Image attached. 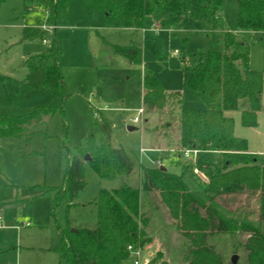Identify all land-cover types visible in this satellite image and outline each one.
Returning a JSON list of instances; mask_svg holds the SVG:
<instances>
[{"label":"rangeland","instance_id":"374dc122","mask_svg":"<svg viewBox=\"0 0 264 264\" xmlns=\"http://www.w3.org/2000/svg\"><path fill=\"white\" fill-rule=\"evenodd\" d=\"M186 1L190 12L181 17L178 26L170 23L175 15L167 19L148 17L143 25L148 30L144 36L141 30L124 29L111 22L103 12L92 10L86 0H68L61 9V28L55 39L53 32H47L48 43L26 37L29 29L46 19L51 21L45 3L33 1L29 7L25 0L3 3L0 116L21 117L41 107L58 109L40 124L28 125L23 137L0 139V202L10 203L4 224L15 227L13 233L19 235V264H61V231L67 227L96 229L100 191L118 190L124 185L140 189L142 167H163L183 176L194 195L210 201L212 194L199 182L196 170L199 165L210 164L219 172L220 156L199 154L195 161L184 155L179 157L184 150L180 143L182 110L205 109L198 94L186 86L185 78L209 50H224L226 31L240 34V39L250 47V68L264 73V39L261 34L238 32L236 0H220L218 30L197 19L200 0ZM154 22L160 29L158 34L151 31ZM53 41L62 72L59 95L45 86L49 63L45 57L51 55L49 47ZM115 46L141 49L142 64H130L126 58L115 56ZM145 66L155 72L167 93L181 94L180 105L173 103L164 111L150 110L144 105ZM140 109L144 110L143 116L139 123H134ZM229 115L235 120L236 136L247 139L252 152L259 153L264 164V113L260 114L257 129L242 126V109ZM102 116L112 124V146L131 156L134 171L113 181L102 180L84 159L87 188L71 201L68 194H60L68 169V153L77 155L90 133L96 134L99 141ZM142 148L145 152H141ZM260 199L259 191L244 192L218 196L213 205L226 218L260 227L264 233ZM140 212L147 220L145 231L151 242L144 249L134 250L140 256L133 257L131 253L129 264L135 260L139 264H188L191 244L179 230L159 191L141 193ZM200 212L206 215L205 211ZM24 224L31 227L25 228ZM248 239L249 234L242 232L234 236L216 233L207 242L224 264H235V257L237 264H248L244 247Z\"/></svg>","mask_w":264,"mask_h":264},{"label":"trees","instance_id":"16d2710c","mask_svg":"<svg viewBox=\"0 0 264 264\" xmlns=\"http://www.w3.org/2000/svg\"><path fill=\"white\" fill-rule=\"evenodd\" d=\"M6 0H0V9ZM45 3L53 23L57 24L61 9L68 0H25ZM197 19L218 30L222 2L200 0ZM92 10L103 12L105 18L122 28H142L148 17L167 19L175 15L172 26L180 24L188 15L190 6L186 0H86ZM238 13L236 24L239 33L261 34L264 39V0H236ZM30 39L47 41V31L40 29L26 32ZM46 37V38H45ZM223 51L209 50L200 64L190 71L185 84L198 94L205 104L203 110H182L180 118V143L184 150L197 149L202 153L220 156L219 172L210 164L199 165L198 170L208 181L212 194L207 202L190 192L183 176L161 168H143L140 189L124 185L118 190L100 191L97 199V227L90 229H63V241L59 248L61 264H129L132 250L144 249L151 242L145 227L147 220L140 212L141 193L159 191L164 202L178 222V228L191 244L188 264H224L221 256L208 245L209 236L216 233L249 234L244 245L248 264H264V233L260 227L226 218L213 202L218 196L261 192V220L264 221V164L259 155L249 152L248 141L235 135V120L229 114L242 109L241 124L245 128H257L259 114L264 112L262 96L264 74L250 68V49L240 39V34L224 32ZM52 53L44 56L49 63L45 86L48 91L60 94L63 86L59 56L52 42ZM113 54L142 64V50L137 47H113ZM45 59V60H46ZM239 63L242 67H239ZM145 90L144 105L150 110L164 111L183 98L180 93H167L155 72L145 66L143 72ZM171 103L169 104V102ZM58 109L41 107L21 117L0 116V139L21 138L26 127L40 124L45 117L54 116ZM93 112V109H91ZM95 113V111H94ZM100 139L90 133L86 142L78 148V154L68 153V169L60 194H68L71 201L87 188L85 162L91 165L100 179L113 181L129 176L134 162L124 149L112 146V124L101 120ZM89 157L90 160L84 159ZM200 210L205 211V216ZM132 248V250L130 249Z\"/></svg>","mask_w":264,"mask_h":264},{"label":"crops","instance_id":"0c3cea01","mask_svg":"<svg viewBox=\"0 0 264 264\" xmlns=\"http://www.w3.org/2000/svg\"><path fill=\"white\" fill-rule=\"evenodd\" d=\"M48 16H49V19L51 18V15H50V13H48ZM51 21H52V18L50 19ZM51 21H48L47 19L45 20V22H43V24H41V25H39V26H37L36 28L35 27H33V28H31V30H36V29H40V30H43V27L44 26H46V25H54V26H57V29L52 33V37H54V39H55V34H56V32H57V30H59L60 28H61V26L60 25H58V22H57V24H55V23H50ZM124 29H129V30H141L142 31V33H143V35L145 36L146 35V33L148 32V30H146L145 28H144V26L142 27V28H124ZM156 29H158V30H156ZM159 27L157 26V24L154 22V26H153V28L151 29V31L152 32H154V33H156V34H158L159 33ZM44 31V30H43ZM150 31V30H149ZM246 34H248V33H246ZM249 35L250 36H253L254 35V33H249ZM52 40H53V38H52ZM44 43H48V40L46 41V42H44ZM51 47H49V49H50ZM249 49H250V47H249ZM250 62H251V58H250ZM131 64V63H130ZM251 66V65H250ZM144 70H145V67H143V72H144ZM262 72V71H261ZM264 74V73H263ZM143 88H144V86H143ZM144 94H145V90H143V99H144ZM144 102V101H143ZM262 103H263V105H264V92H263V96H262ZM99 107H101L102 108V106H99ZM97 108V107H96ZM141 110V109H140ZM144 111V110H143ZM262 113H264V112H261L260 114H262ZM260 114H259V122H260ZM259 126H260V123H259V125H258V127L257 128H259ZM257 128H249V129H257ZM129 130L130 131H132L133 130V128L132 127H129ZM235 135H236V132H235ZM238 137V136H237ZM240 138V137H239ZM112 140V139H111ZM247 140V139H246ZM248 141V140H247ZM248 145H249V142H248ZM160 150V149H159ZM141 152H145V149H141ZM249 152L251 153V154H255V153H253L252 152V150H251V148H250V146H249ZM205 155V154H214V155H218V154H215V153H208V152H206V153H200V155ZM199 155V156H200ZM256 155H259L260 156V154L259 153H257ZM182 156V154L181 155H179V157H181ZM261 157V156H260ZM159 163V162H158ZM161 169H163V167H161ZM165 169V168H164ZM164 171V170H163ZM165 171H167L166 169H165ZM168 172V171H167ZM199 175L200 176H202V177H199ZM199 175L197 176V178H198V180H199V182H201V184H203L204 186H207V188H208V184H209V181H208V179H207V177L203 174V173H199ZM190 190V189H189ZM209 191V190H208ZM191 192V191H190ZM209 194V193H208ZM209 198V197H208ZM217 203L218 202V200H214V202L213 203ZM9 205H10V203L9 202H4V203H1L0 202V264H19V261H20V257H19V244H18V242H19V235L17 234V236H16V233H13V231H15L16 229H15V227L13 228L11 225H5L4 224V219H5V217H4V214H5V211H6V209L9 207ZM24 227L25 228H30L31 226L29 225V224H24ZM16 228H18V227H16Z\"/></svg>","mask_w":264,"mask_h":264},{"label":"built area","instance_id":"2783aa9c","mask_svg":"<svg viewBox=\"0 0 264 264\" xmlns=\"http://www.w3.org/2000/svg\"><path fill=\"white\" fill-rule=\"evenodd\" d=\"M56 29H57V26H54V25H46V26L43 27V30L47 31V32H54V30H56ZM156 30H158V29H156ZM143 113H144V111H143V109H141L139 111V116L134 119V123H139L140 122V119H141L140 117L143 116ZM200 153H201V151H199L197 149H190V150H183L182 151V155H184V157L186 159L191 160V161H195ZM196 173L199 175L200 171L196 170ZM130 249L132 250V248H130ZM132 254H133V257H137L138 258L140 256V253L138 251L132 250ZM134 264H139V261L135 260Z\"/></svg>","mask_w":264,"mask_h":264},{"label":"water","instance_id":"95a60500","mask_svg":"<svg viewBox=\"0 0 264 264\" xmlns=\"http://www.w3.org/2000/svg\"><path fill=\"white\" fill-rule=\"evenodd\" d=\"M86 160H87V161L90 160L88 156L86 157ZM162 170L165 171L164 168H163ZM237 262H238V257H235V258H234V263L237 264Z\"/></svg>","mask_w":264,"mask_h":264}]
</instances>
